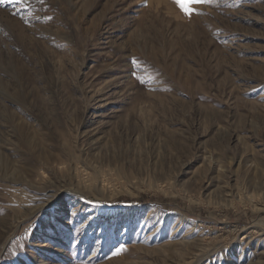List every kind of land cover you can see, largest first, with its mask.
Here are the masks:
<instances>
[{
  "label": "rangeland",
  "instance_id": "rangeland-1",
  "mask_svg": "<svg viewBox=\"0 0 264 264\" xmlns=\"http://www.w3.org/2000/svg\"><path fill=\"white\" fill-rule=\"evenodd\" d=\"M186 2H0V264H264V0Z\"/></svg>",
  "mask_w": 264,
  "mask_h": 264
},
{
  "label": "snow or ice",
  "instance_id": "snow-or-ice-1",
  "mask_svg": "<svg viewBox=\"0 0 264 264\" xmlns=\"http://www.w3.org/2000/svg\"><path fill=\"white\" fill-rule=\"evenodd\" d=\"M2 2V0H0ZM20 2H23V0H20ZM210 0H187L186 3H180L181 9L185 12L186 15L192 14L191 5L192 4H200V3H209Z\"/></svg>",
  "mask_w": 264,
  "mask_h": 264
},
{
  "label": "bare ground",
  "instance_id": "bare-ground-1",
  "mask_svg": "<svg viewBox=\"0 0 264 264\" xmlns=\"http://www.w3.org/2000/svg\"><path fill=\"white\" fill-rule=\"evenodd\" d=\"M111 210H114V212L113 213H111V214H109V216H115V214H117V210H116V208H113V209H111ZM109 212V211H108ZM129 218H130V215H129ZM130 220V219H129ZM111 229H112V226H111Z\"/></svg>",
  "mask_w": 264,
  "mask_h": 264
}]
</instances>
